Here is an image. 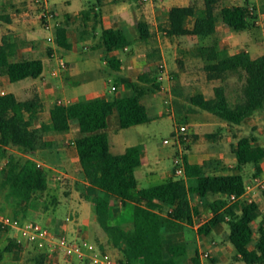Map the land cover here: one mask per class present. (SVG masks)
<instances>
[{
    "label": "trees",
    "instance_id": "trees-1",
    "mask_svg": "<svg viewBox=\"0 0 264 264\" xmlns=\"http://www.w3.org/2000/svg\"><path fill=\"white\" fill-rule=\"evenodd\" d=\"M223 1L203 0L202 6L193 2L188 6L165 9L169 34L176 37H211L217 31L219 17L226 26L236 31L247 30L254 25L256 15L249 6H222ZM219 5L221 8L218 10ZM136 29L138 38L149 43L153 36L150 25L138 21ZM101 37L108 51L133 44L119 29L104 28ZM56 41L60 47L71 49L66 26L57 27ZM192 55L202 60L208 80L224 81L230 73H237L244 79L242 97L234 105L229 101L226 87L218 85L214 87L212 97H207L202 91L192 94L189 97L192 107L211 113L230 126L242 125L257 111L264 109V54L254 58L247 51L231 54L228 50H218L213 44H200L193 49ZM12 56L13 45L0 46V73L7 75L11 82L37 78L43 73L42 60L14 61ZM108 64L111 69L120 70L121 61L116 56H110ZM139 79L150 83L153 90L160 87L159 82L146 74ZM120 81L132 90L131 96L113 100L96 97L70 105L58 104L51 110L50 122L43 123L39 128L33 127L39 113L38 98L21 101L13 93L0 94V162L7 157L10 148L18 149L23 155L56 148V143L45 137L51 133H67L71 122L77 121L80 136L76 147L85 178L96 192L92 201L97 221L110 236L113 245L121 250L122 260L129 264H139L141 260L145 264H181L183 259H187L189 247L183 235L188 226H193L194 216L201 213L198 206L192 207L190 203V196L198 194L202 207L209 210L212 217L198 227L197 234L206 236L218 225L227 223L235 258L246 264H264V226L259 223L257 231L253 226L261 216L259 205L230 202L231 195L240 196L245 191L247 181L241 173L245 166L253 165L255 175L261 173L264 146L257 143L253 134L238 138L233 150L238 171L235 174L208 173V167L215 166L214 163L192 164L184 154L185 179L174 177L158 185L139 188L136 172L142 164L144 146L133 145L122 154H114L110 149L107 129L109 119L115 113L120 129L149 123L152 118L141 101L146 88L138 87L135 82ZM207 136L210 138L217 134ZM0 173V189H7L5 199L14 206L11 216L27 219L26 214L33 208L36 196L49 189L47 176L35 160L27 157L22 160L15 156L8 157ZM113 199L119 200L123 206L129 202L135 204L131 224L110 223ZM256 232L259 237L251 249ZM24 247L11 240L6 251L22 250ZM40 253L43 258L48 256ZM190 260L192 264H201L197 250Z\"/></svg>",
    "mask_w": 264,
    "mask_h": 264
},
{
    "label": "crops",
    "instance_id": "crops-1",
    "mask_svg": "<svg viewBox=\"0 0 264 264\" xmlns=\"http://www.w3.org/2000/svg\"><path fill=\"white\" fill-rule=\"evenodd\" d=\"M244 1L245 3H233L232 0H224L222 6H249L251 12L256 15L254 25L251 28L236 31L226 26L222 18L219 17L217 31L214 35L208 38L189 37L197 39L201 44H213L218 50H228L231 54L247 51L254 58L263 55L264 1L261 10L258 12L251 6V2ZM35 2L36 0H0V46L4 44L13 45L11 59L14 61L23 59H40L43 61V73L37 78L28 77L17 82H11L7 75L0 73V94L13 93L21 101L38 98L39 113L34 120L33 127L39 128L43 123H49L51 110L59 102L63 105H70L83 99L96 97L113 100L116 97L131 96L132 90L128 89L123 82H119L120 79L135 82L142 89L143 87L146 88L141 96V101L148 108L152 121L160 118L158 115L162 112L158 108L156 98L148 99L155 90L152 89L150 83H144L139 78L146 74L153 81L164 82L167 77L166 71L154 70V65L151 62L136 61L135 56L122 57V52L128 51L134 46L135 39L132 31L136 30L137 32V22H147L146 19L150 17L151 12H158L159 9H155V5H153L154 1L151 3L140 2V0H49L47 10L52 13V18L48 19L42 17L44 10ZM136 3H141L142 7L133 8ZM192 3V0H167L159 6L164 7V11L174 6H188ZM202 5L203 3L199 4V6ZM60 25L68 28V42L72 45L71 49H65L57 44L56 30ZM167 26L169 28L168 21ZM104 28L122 30L127 38L133 41V44L124 49L113 48L112 51H108L103 46L101 37ZM110 56H116L121 61L119 71L109 67L108 58ZM195 58L202 61L200 58ZM63 63L67 65L65 70L60 69ZM161 67L165 68V64H161ZM117 92H120V95L112 97V93ZM259 112H264V109L257 111L243 124L251 121ZM73 123L74 121L71 122V128L67 133H51L45 137L46 140L55 142L56 148L41 149L34 153L25 154V157L41 164L47 178L53 171H58L57 166L69 169L71 163H75L74 185L69 194L65 193L64 196L63 192L56 194L58 199L56 198L55 205L48 216L49 227L54 230H66L73 238L95 242L107 251L106 247L114 245L110 236L97 221L95 205L92 201L96 192L90 188L81 167L76 147V140L80 136V131L78 125L74 127ZM225 123L230 126L227 122ZM230 127H241V125ZM73 132H75V138L72 136ZM63 139L65 147H60ZM118 141L115 140L114 144L117 145ZM141 145L144 146L142 164L136 172L139 188H147L143 185L152 179H158L164 183L176 177L173 172H168L167 179L162 180V169L165 165L164 156H161L151 147ZM110 149H112L111 144ZM126 149L120 153H113L122 154ZM47 156L51 159L52 164L50 165L45 162ZM187 157L192 164L214 163L215 166L208 167V173H236L226 172V166H224L226 161L223 160V156H219L218 159L205 157L197 160ZM234 159L236 161V157ZM260 167L262 170L260 174L262 175L264 174V160L260 163ZM190 203L192 207L198 206L201 213L194 216L193 226H188L183 235L188 243L189 253L197 250L200 254L201 264H209V260L202 258V253L205 251L211 252L210 259L214 261V264H237V262L242 261L237 259L234 263L225 257L226 248L231 249V252L234 251L236 255L235 249L229 241L227 223L218 225L206 236L197 234L198 227L209 220L212 213L202 207V200L198 194L190 196ZM260 207H264V198L260 200ZM134 209V203L129 202L123 206L119 200L113 199L110 223L112 225L131 224L134 219ZM258 237L256 232L250 244L251 249L255 247ZM221 239L226 241L227 246H220ZM114 250L117 251L116 247ZM115 255H119L118 257L121 258V250ZM214 258H218L219 262ZM58 259L63 262L62 258ZM139 264H145V262L141 260Z\"/></svg>",
    "mask_w": 264,
    "mask_h": 264
},
{
    "label": "rangeland",
    "instance_id": "rangeland-1",
    "mask_svg": "<svg viewBox=\"0 0 264 264\" xmlns=\"http://www.w3.org/2000/svg\"><path fill=\"white\" fill-rule=\"evenodd\" d=\"M155 9L158 12H151L150 17L146 21L150 25L152 38L149 43H144L138 38L136 30L132 31L134 37V46L128 51L122 52V57L135 56L136 61H147L154 65V70L166 71V80L159 82V89L149 95L148 99L156 98L158 108L162 112L158 115L160 118L149 123L132 126L127 129H120L118 123V115L115 113L109 119V128L107 130L112 152H123L126 147L136 144H144L153 148L161 156H164V167L162 169V180L167 179L168 172L174 173V158L179 155L178 146L173 144H165V139H172V134L176 129V125H185L189 131V142L185 144V154L193 160L208 157L209 159H218L223 156L226 166V172H238L236 170V161L233 153L234 146L238 138L253 134L257 143L264 145V112H259L251 121L241 125V127H230L225 121L219 119L215 115L206 111L196 110L190 105L189 97L197 91H202L207 97L214 95V87L224 85L229 101L234 105L242 97L244 79L239 77L237 73H230L227 78L222 80H208L203 69V62L197 60L192 51L201 43L197 39L189 36L176 37L169 34L167 20L165 19L164 7L159 6L163 1L153 0ZM198 5L203 0H192ZM251 2V6L257 10H261L264 0H247ZM233 3H245L244 0H232ZM142 7L141 3H136L133 8ZM221 8L219 5L218 10ZM152 10V8H150ZM158 13H160L158 15ZM75 25V24H73ZM75 28V26H74ZM127 53V55H126ZM165 64V68L161 67ZM67 69V68H66ZM120 92L112 93V97L120 95ZM194 109V111H193ZM192 110V111H191ZM78 125L74 121L73 126ZM75 131V130H74ZM207 134H217L215 137H208ZM75 138V132L72 133ZM115 140H119L117 145ZM64 139L61 140L60 147H65ZM7 157L0 162V172L4 167L8 157L15 156L24 160L25 155L16 148H10L6 153ZM47 165L52 164L51 159L45 158ZM74 163V162H73ZM71 163V167H56L58 171H53L48 175L50 187L49 189L36 196L33 201V208L28 210L26 218L32 221L40 222L50 226L48 216L51 213L55 203L56 194L63 192H71V187L75 182V163ZM49 171V169H47ZM246 181H250L255 175L256 170L253 165H247L241 171ZM1 175V173H0ZM261 175V174H258ZM161 180L152 179L143 186L150 187L161 183ZM7 189H0V209L5 213L12 215L14 206L11 201L5 199ZM58 199V198H57ZM48 208L46 209V207ZM22 215V212H19ZM260 218L254 223L257 231ZM189 237V235H188ZM14 232L12 230L0 229V264H65L55 255L42 257L38 250L30 246H25L22 250L7 252V245L13 240ZM220 246H227L225 240L220 241ZM111 254L119 253V248L111 245L105 248ZM226 255L230 261L236 262L234 251L225 249ZM194 255L193 251L183 259L181 264H192L190 257ZM119 256V255H118ZM216 260L218 258H214ZM209 264H214L211 259ZM237 264H244L242 261Z\"/></svg>",
    "mask_w": 264,
    "mask_h": 264
},
{
    "label": "built area",
    "instance_id": "built-area-1",
    "mask_svg": "<svg viewBox=\"0 0 264 264\" xmlns=\"http://www.w3.org/2000/svg\"><path fill=\"white\" fill-rule=\"evenodd\" d=\"M49 0H36L35 4L43 8V18H52V13L47 10ZM140 2H153V0H140ZM67 65L63 63L60 67L65 70ZM59 105L61 102H59ZM178 146L179 155L174 158V175L178 178H186L184 166L185 144L189 142V131L185 125H176L172 139H165V144ZM42 169V165L37 163ZM264 198V174L253 177L247 181L245 191L242 195L230 196V202H242L245 204L256 203L260 207V200ZM260 222L264 226V207L261 208ZM228 219V217H227ZM0 228L12 230L13 240L24 246L32 245L39 252L49 256L55 255L62 258L65 264H129L120 257L102 249L97 243L86 239L73 238L66 230H54L48 225L29 219L15 218L0 209ZM202 258L210 260L211 252L202 253ZM256 264V263H255Z\"/></svg>",
    "mask_w": 264,
    "mask_h": 264
}]
</instances>
